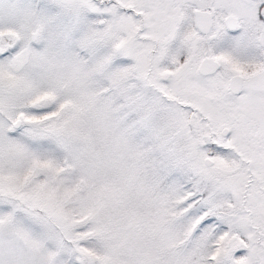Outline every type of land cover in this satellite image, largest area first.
<instances>
[{
    "label": "snow or ice",
    "instance_id": "snow-or-ice-1",
    "mask_svg": "<svg viewBox=\"0 0 264 264\" xmlns=\"http://www.w3.org/2000/svg\"><path fill=\"white\" fill-rule=\"evenodd\" d=\"M0 264H264V0H0Z\"/></svg>",
    "mask_w": 264,
    "mask_h": 264
}]
</instances>
